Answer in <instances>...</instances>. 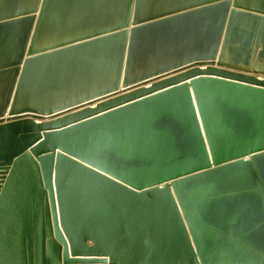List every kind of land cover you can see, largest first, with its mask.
<instances>
[{"label": "water", "instance_id": "obj_1", "mask_svg": "<svg viewBox=\"0 0 264 264\" xmlns=\"http://www.w3.org/2000/svg\"><path fill=\"white\" fill-rule=\"evenodd\" d=\"M0 264H264V0H0Z\"/></svg>", "mask_w": 264, "mask_h": 264}]
</instances>
